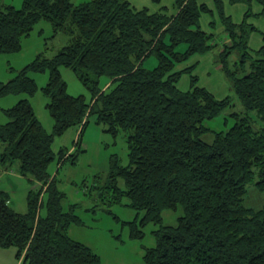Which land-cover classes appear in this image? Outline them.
<instances>
[{
    "label": "trees",
    "instance_id": "16d2710c",
    "mask_svg": "<svg viewBox=\"0 0 264 264\" xmlns=\"http://www.w3.org/2000/svg\"><path fill=\"white\" fill-rule=\"evenodd\" d=\"M254 1L264 17V0ZM214 3L228 36L220 66L244 109L231 112L232 125L221 131L204 123L231 107L230 97L217 100L198 86L193 66L176 69L215 47L213 35L200 27V16L211 13L200 0H174L173 15L165 8L137 10L127 0L79 5L23 0L19 9H0V55L19 53L23 38L43 20L70 36L53 56L39 53L12 79L0 82V99L24 95L9 108L0 106L6 118L0 122V165L14 174L17 163L18 174L29 177L31 186L40 184L28 191L24 213L14 210L9 194L0 190V248L15 249L19 264H101L96 253L69 236L70 226L81 223L76 205L63 209L65 194L48 172L54 138L75 128L78 145L90 118L112 136L127 132L128 164L120 167L111 159L106 187L112 203L125 197L130 208L144 212L138 222L128 223L130 237L140 239L148 223L158 226L143 264H264V203L244 204L249 184L264 195V35L260 48L250 50L249 36L256 29L245 19L232 23L221 0ZM233 51L239 61L230 68ZM152 56L156 65L147 69L143 64ZM62 68L74 73L88 101L67 93ZM184 73L190 78L187 91L177 86ZM31 74H47L41 93L50 132L30 102L38 91ZM76 149L61 148L58 162L74 163ZM117 179L123 180V190ZM179 206L183 214L176 225H163L162 212Z\"/></svg>",
    "mask_w": 264,
    "mask_h": 264
},
{
    "label": "rangeland",
    "instance_id": "374dc122",
    "mask_svg": "<svg viewBox=\"0 0 264 264\" xmlns=\"http://www.w3.org/2000/svg\"><path fill=\"white\" fill-rule=\"evenodd\" d=\"M23 0H0V9L5 6L21 8ZM87 0H70L74 5H79ZM129 1V0H127ZM132 1V0H131ZM130 2V1H129ZM132 3H139L140 6H147L151 9L155 6L151 0H133ZM133 5V4H132ZM134 6V5H133ZM141 7V8H142ZM152 12V11H150ZM235 14V13H234ZM209 15V14H208ZM203 15L201 18L202 28L207 32L210 27L207 22L210 16ZM264 21V18L262 19ZM217 26L213 27L214 34L218 39L217 44L208 53L196 55V60L189 59L188 63H197L193 71L198 79V86L204 87L210 92L215 99L220 100L224 97H230L232 106L222 112V114L204 123L212 131H221L229 128L233 120L228 115L231 112L243 113V106L235 97L231 80L225 75L220 66L219 52L223 48V43L219 40L221 33ZM255 38L251 39V46L257 47L260 41V35L256 33ZM70 36L64 31H54L51 24L47 21H40L30 32L23 38L22 49L19 53L0 55V82H7L21 70L26 64L30 63L33 58L44 53L48 57L53 56L59 49L66 46ZM185 49V44L178 46V50ZM239 61V54L233 51L228 58L230 68ZM144 67L152 69L156 65L155 58L148 57L144 62ZM186 66V65H185ZM62 78L67 85V93L71 96L84 95L86 100L90 99L89 93L84 86L78 81L70 69L62 68ZM38 85L37 93L30 98L34 111L47 132L51 131L52 120L49 117L45 104L47 99L41 93V88L47 82V74H31ZM178 89L187 91L190 87V78L188 74H182L177 83ZM24 95H10L0 99L2 108L13 106ZM6 118L0 112V122H5ZM104 126L96 125L90 118L81 138L77 143L78 134L75 128L68 129L60 137H55L52 143V151L55 158L48 166V172L55 178L57 189L65 194L62 207L67 210L70 205H76L74 214L80 220V224H72L69 228V236L89 247L96 253L101 264H143V253L145 248L155 246L153 231L158 228L153 223L145 225L141 231L143 236L140 239L130 237V225L128 223L138 222L144 212L136 211L128 206L127 198H122L120 203L111 202V189L108 174L110 171V161L113 158L117 166L128 164L127 149V132L120 130L115 136L104 131ZM211 134H207L204 140L209 141ZM76 142V143H75ZM61 148H77V156L73 160L58 162L57 153ZM2 146L0 145V151ZM13 175H9L11 189L9 188L10 205L19 213L27 210V193L31 188H38L40 184L31 186L29 177H23L17 172V163L12 165ZM3 184V183H2ZM2 184L0 189H2ZM116 185L119 189H124L122 179H117ZM103 194V197L100 196ZM102 197V198H101ZM264 203V195L256 191L253 184L247 186L245 196V205L254 208L260 207ZM183 214L179 206L176 210H165L162 212L163 225L174 226L177 219Z\"/></svg>",
    "mask_w": 264,
    "mask_h": 264
},
{
    "label": "crops",
    "instance_id": "0c3cea01",
    "mask_svg": "<svg viewBox=\"0 0 264 264\" xmlns=\"http://www.w3.org/2000/svg\"><path fill=\"white\" fill-rule=\"evenodd\" d=\"M130 2H132L131 0H129ZM152 3L155 5L153 6V8L151 9L150 7L147 6H140L139 3H130L132 7H134L137 10L143 9V8H147L149 11L152 12H158L161 9L165 8L167 10V13L169 15H173L176 13V10L174 8V0H159L158 2H154L153 0H151ZM222 2V11L223 14L228 17L232 23L234 24H240L244 19L245 21L253 26L256 31L252 32L249 36V40H248V46L250 50H256L258 48H260V46L262 45V36L264 35V21L261 20L262 16L260 15L262 7L260 6V4H258L257 2H255L254 0H221ZM200 4H204L210 11L211 13H203L200 16V27L203 31H205V29L202 28L201 25V18L203 15H208L210 16V20L207 22V25L211 28L210 31L211 32H207L208 34H212L213 35V42L216 46L218 39H216V35L214 34L213 31V27H216V21H218V30L221 33V36L219 38V40L223 43V45L225 43H228V36L225 32V28L220 20V17L218 15V12L216 10L215 7V3L214 0H200ZM142 7V8H141ZM235 13V14H234ZM248 14L247 17H245V15ZM264 18V17H263ZM258 33L260 36V41L258 43L257 47H252L251 46V39L255 38V34ZM223 49V48H222ZM222 50H220L219 55L221 53ZM209 52V51H208ZM207 52V53H208ZM206 54V53H205ZM204 55V54H203ZM201 55V56H203ZM191 58H193L194 60H196V55L192 56ZM190 58V59H191ZM186 65V66H185ZM188 66H193V71L197 66V63H188L187 61L185 63L179 64L177 65L176 69L181 70L184 69ZM221 68V66H219ZM186 74V73H185ZM78 134V131L76 130V133ZM0 169L3 171L1 174V178H2V191L7 192L9 194V188L11 189V183L10 180L7 179L10 175V173H8V171H6V169L8 170V168H6L7 166H2L0 165ZM13 175V174H11ZM0 264H19L15 258V249L13 248H8V249H1L0 248Z\"/></svg>",
    "mask_w": 264,
    "mask_h": 264
}]
</instances>
